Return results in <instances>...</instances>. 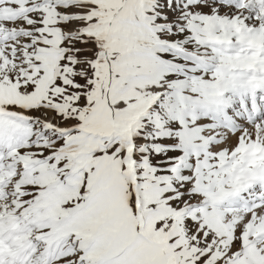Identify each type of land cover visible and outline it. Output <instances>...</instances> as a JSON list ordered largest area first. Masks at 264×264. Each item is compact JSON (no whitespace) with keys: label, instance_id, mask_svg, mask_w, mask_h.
<instances>
[{"label":"snow or ice","instance_id":"snow-or-ice-1","mask_svg":"<svg viewBox=\"0 0 264 264\" xmlns=\"http://www.w3.org/2000/svg\"><path fill=\"white\" fill-rule=\"evenodd\" d=\"M254 41L264 0H0L16 264H264V175L242 155L264 151Z\"/></svg>","mask_w":264,"mask_h":264},{"label":"rangeland","instance_id":"rangeland-1","mask_svg":"<svg viewBox=\"0 0 264 264\" xmlns=\"http://www.w3.org/2000/svg\"><path fill=\"white\" fill-rule=\"evenodd\" d=\"M193 2H195V0H193ZM181 26L182 25L178 23L172 25L173 35L176 36L178 39L180 38L178 30ZM249 47H253L256 48L257 50H261L264 49V44H261L259 41H254V42H250ZM240 66H244L246 68H252L254 67V64L242 60L239 62V64L228 65L227 69L232 72H237L236 70ZM227 138H228L227 134H225L222 137V142L224 140H227ZM252 176H257V175H252ZM259 191L260 189H256L257 193H259ZM14 216L15 213H13V217ZM28 227L29 226L24 223H18L15 219L9 218L7 216L4 217L3 223L0 224V237L4 239V241L9 247V251L4 258L6 262L5 264H16L17 260L21 259L28 251L29 247L31 246V241L23 239V234L27 231ZM6 247L7 246H4L0 242V250L3 249L2 253H4V249H6Z\"/></svg>","mask_w":264,"mask_h":264},{"label":"bare ground","instance_id":"bare-ground-1","mask_svg":"<svg viewBox=\"0 0 264 264\" xmlns=\"http://www.w3.org/2000/svg\"><path fill=\"white\" fill-rule=\"evenodd\" d=\"M225 75L228 76L229 81H232L233 79H235L236 82L239 83V73L238 72H232L227 69ZM221 80H224V75L221 76ZM250 83L254 85V87H260L264 85V81L254 80V82L250 81ZM248 90L250 91L251 89H248ZM251 147L252 146H249L250 149H246L244 153L242 154L244 158L249 159L248 161L251 165V167L246 169L245 171L247 172L249 176H252V175L258 176V175L264 174V151H261L258 147H252V149ZM254 165H257V167L254 168Z\"/></svg>","mask_w":264,"mask_h":264}]
</instances>
